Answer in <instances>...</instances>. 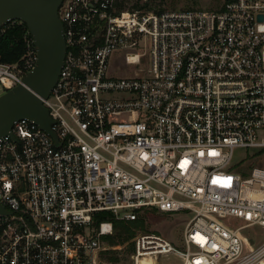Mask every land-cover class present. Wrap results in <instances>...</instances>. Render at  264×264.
Instances as JSON below:
<instances>
[{
    "label": "built area",
    "instance_id": "built-area-1",
    "mask_svg": "<svg viewBox=\"0 0 264 264\" xmlns=\"http://www.w3.org/2000/svg\"><path fill=\"white\" fill-rule=\"evenodd\" d=\"M120 1L57 10L65 56L43 101L56 143L27 119L0 138V264H99L116 247L112 223L94 216L130 222L149 209L190 213L184 250L138 234L132 264L263 263L264 239L245 251L239 231L264 229V0L162 12ZM22 41L19 60L0 63V94L35 65L26 27ZM117 51L132 70L110 76ZM236 149L251 150L250 166L231 164Z\"/></svg>",
    "mask_w": 264,
    "mask_h": 264
},
{
    "label": "water",
    "instance_id": "water-1",
    "mask_svg": "<svg viewBox=\"0 0 264 264\" xmlns=\"http://www.w3.org/2000/svg\"><path fill=\"white\" fill-rule=\"evenodd\" d=\"M62 0H0V27L11 21L25 25L36 50L34 67L21 84L0 94V138L9 135L14 122L27 119L47 133L53 121L43 106L52 91L65 56L63 26L57 10ZM260 19V18H259ZM0 213L5 210L0 205Z\"/></svg>",
    "mask_w": 264,
    "mask_h": 264
},
{
    "label": "rangeland",
    "instance_id": "rangeland-1",
    "mask_svg": "<svg viewBox=\"0 0 264 264\" xmlns=\"http://www.w3.org/2000/svg\"><path fill=\"white\" fill-rule=\"evenodd\" d=\"M134 1V2H133ZM132 3L138 2L140 5L147 2L152 10L164 9L186 10V8L194 10L217 11L223 0H132ZM155 12V11H153ZM123 65L122 54L120 52L112 53L109 59V75L123 76L131 72ZM251 150L236 149L233 154L231 164H245L242 168L248 167L253 162L248 159ZM241 166V165H240ZM258 166V165H257ZM260 167V166H258ZM138 218L142 220V227L133 230L134 237L138 234H156L167 240L173 247L178 250H184L182 232L186 221L190 218L188 212L160 213L156 210H145L138 214ZM228 227H238L243 223L235 218H225L221 221ZM239 235L243 240L244 250L249 251L259 245L264 239V229L258 226L244 227L239 231ZM129 243L134 244V238L123 246L116 247L114 250L124 252ZM125 253V252H124ZM118 256V255H117ZM125 256V261L123 260ZM119 261L115 264H132L129 256L121 254L118 256ZM152 264H180L181 260L173 255H167L158 258H151ZM154 260V262H153ZM99 264H113L106 260L102 255L99 257ZM261 264H264L261 263Z\"/></svg>",
    "mask_w": 264,
    "mask_h": 264
},
{
    "label": "trees",
    "instance_id": "trees-1",
    "mask_svg": "<svg viewBox=\"0 0 264 264\" xmlns=\"http://www.w3.org/2000/svg\"><path fill=\"white\" fill-rule=\"evenodd\" d=\"M231 0H223L221 7L217 10H221L223 6ZM119 9H128V10H152L147 2L139 4L138 2L132 3L131 0H121L119 3ZM190 8H186L188 10ZM155 12L165 11L164 9L153 10ZM25 31V25H14L9 28L5 34L0 37V63L12 64L19 60L21 55L24 52V44L22 41V36ZM111 222L113 225V234L112 236L106 238L107 244L111 247H120L128 243L131 239L134 238L133 230L135 228L142 227V220L137 217L136 220L126 222L122 220H116L113 215L109 212H99L94 216V223L100 222ZM134 251V244L129 243L127 249L124 250L127 256H130ZM117 250H108L103 252L101 255L106 258L110 263H117L119 261L118 256L125 254ZM118 255V256H117ZM125 261V256L123 258Z\"/></svg>",
    "mask_w": 264,
    "mask_h": 264
},
{
    "label": "bare ground",
    "instance_id": "bare-ground-1",
    "mask_svg": "<svg viewBox=\"0 0 264 264\" xmlns=\"http://www.w3.org/2000/svg\"><path fill=\"white\" fill-rule=\"evenodd\" d=\"M138 264H152V261L150 260V258H144V259H141Z\"/></svg>",
    "mask_w": 264,
    "mask_h": 264
}]
</instances>
